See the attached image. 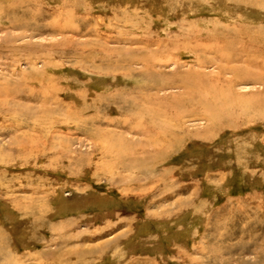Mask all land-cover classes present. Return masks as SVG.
<instances>
[{
    "label": "rangeland",
    "instance_id": "1",
    "mask_svg": "<svg viewBox=\"0 0 264 264\" xmlns=\"http://www.w3.org/2000/svg\"><path fill=\"white\" fill-rule=\"evenodd\" d=\"M0 264H264V0H0Z\"/></svg>",
    "mask_w": 264,
    "mask_h": 264
},
{
    "label": "bare ground",
    "instance_id": "2",
    "mask_svg": "<svg viewBox=\"0 0 264 264\" xmlns=\"http://www.w3.org/2000/svg\"><path fill=\"white\" fill-rule=\"evenodd\" d=\"M62 5V4H61ZM59 9V8H58ZM57 10V9H56ZM55 11V10H54ZM55 13V12H54ZM62 13V12H61ZM72 17V16H71ZM70 20V19H69ZM65 21V19H64ZM67 22V21H66ZM62 24V23H61ZM64 25H67V24H64ZM60 28V26H59ZM200 36H194L193 37V42H195L197 45H200V48L193 51L192 53L197 57L200 53H203V52H209V53H213L214 54V59L218 60V61H222V62H225V63H231V62H235V61H241L242 59H244V57H242L240 55H238L236 52H232L231 50H229V47H230V43L228 40H224V41H218V39L220 38H215L213 37V42H211L212 44H209L208 43V47L206 46L207 45V42H209L211 39L208 37H206V39L204 38L205 41H202L201 39L202 38H199ZM231 41V40H230ZM196 45V46H197ZM205 61V60H204ZM204 61H201V59L199 58V56L197 57V63L198 65H202L204 63ZM243 62H246L247 64H250L251 60L247 57H245V59L243 60ZM146 64V62H145ZM149 65V64H148ZM218 67V70H220L219 72L225 74V73H230L232 74L233 76V79L228 81V83H234L236 81V78H239L241 76L244 75V72H242L240 69H237V68H233V67H226V66H217ZM195 73H187L185 74L183 77H179L180 80L179 83L175 84V82L171 81L169 82L168 84L170 86H177L179 84L178 87H181L185 92H186V95L190 96V90L192 89V87L186 82L189 78V76H195L194 75ZM176 75V74H175ZM175 77V76H174ZM178 77V76H177ZM217 81H222L220 79H217ZM178 115V114H177ZM178 117V116H177ZM168 120L170 121V117L168 116ZM177 120H180L177 119ZM172 121V120H171ZM9 218L11 216H8ZM60 222V221H59ZM22 246L23 244L20 243ZM33 245L37 248L38 245H37V241H35L33 243ZM105 243L102 244V245H99V247H96L93 249H91L92 252H102L104 251V248H105ZM17 251V250H16ZM37 251V250H36ZM39 251V250H38ZM88 252V251H87ZM41 254H43L44 256L46 255V251H43L41 252ZM53 254L55 253H51V254H47L46 256H53ZM36 255V254H35ZM61 255V254H60ZM38 256V254H37ZM42 256V255H41ZM45 256V257H46ZM75 257V258H73ZM77 257L79 256H72V254H67V253H64L63 255H61L60 258H57V260H63L64 258H69V259H77ZM36 258V256H34V259ZM38 259V258H37ZM40 259V258H39ZM64 261V260H63ZM74 261H77V260H74ZM61 262V261H60ZM59 262V263H60ZM62 263V262H61ZM70 263V262H69Z\"/></svg>",
    "mask_w": 264,
    "mask_h": 264
}]
</instances>
